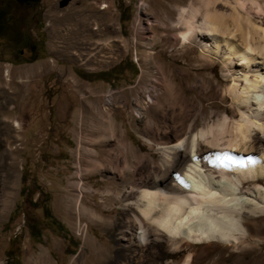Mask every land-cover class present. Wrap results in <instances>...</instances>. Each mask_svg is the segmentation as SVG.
Segmentation results:
<instances>
[{
	"label": "rangeland",
	"instance_id": "1",
	"mask_svg": "<svg viewBox=\"0 0 264 264\" xmlns=\"http://www.w3.org/2000/svg\"><path fill=\"white\" fill-rule=\"evenodd\" d=\"M189 1L54 4L41 24L48 54L31 63L0 62V207L6 208L0 264H25L42 247L54 264H69L72 257L95 264L84 245L87 234L110 253L104 264H128L117 229L138 210V190L161 173L160 147L224 112L238 113L228 86L232 78L240 82L262 71L255 66L260 60L241 68L235 65L241 61L223 62V48L213 54L181 43L166 18L176 19L169 9ZM244 2L242 13L264 19L256 4ZM215 8L232 10L224 2ZM254 136L253 149L262 150L264 135ZM259 185L264 188V179ZM254 188L244 183L241 193L249 198ZM71 198L105 214L110 225L68 210ZM244 219L248 235L236 243L172 248L161 238L130 264H181L188 253V264H264V213Z\"/></svg>",
	"mask_w": 264,
	"mask_h": 264
},
{
	"label": "bare ground",
	"instance_id": "2",
	"mask_svg": "<svg viewBox=\"0 0 264 264\" xmlns=\"http://www.w3.org/2000/svg\"><path fill=\"white\" fill-rule=\"evenodd\" d=\"M251 1L264 14V0ZM222 2L232 6L229 13L215 8ZM174 6L176 12L169 9L168 15L176 14V19L165 18L177 31L181 43L199 44L202 50L213 54L223 48V62L229 65L241 61L235 62L241 68L258 59L254 65H262L263 70L255 71L251 77L244 74L240 82L232 78L228 91L238 109L235 116L224 112L216 122L186 133L173 145L160 147L161 173H154L149 187L133 193L138 210L130 213L117 229L121 235L118 238L124 240L120 245L127 251L128 264L143 254L148 242L161 238L172 248H178L180 242L236 243L248 235L244 216L264 213V188L259 185V180L264 179V148L253 149L258 139L254 135H264V19H252L248 13H242L239 8L245 6L244 0H190L187 5ZM104 7L105 4L101 8ZM14 123L18 125L16 120ZM206 151L209 153L201 156ZM101 164L99 160L98 165ZM247 182H253L255 187L249 198L241 193ZM65 207L101 225H110L105 214L97 213L84 201L71 198ZM5 209L3 204L1 215ZM83 239L94 263L104 264L110 253L88 234ZM190 256L188 253L181 264H188ZM25 264L54 262L42 247ZM69 264L80 261L72 257Z\"/></svg>",
	"mask_w": 264,
	"mask_h": 264
},
{
	"label": "flooded vegetation",
	"instance_id": "3",
	"mask_svg": "<svg viewBox=\"0 0 264 264\" xmlns=\"http://www.w3.org/2000/svg\"><path fill=\"white\" fill-rule=\"evenodd\" d=\"M70 0H0V62L31 63L48 54L45 17Z\"/></svg>",
	"mask_w": 264,
	"mask_h": 264
},
{
	"label": "snow or ice",
	"instance_id": "4",
	"mask_svg": "<svg viewBox=\"0 0 264 264\" xmlns=\"http://www.w3.org/2000/svg\"><path fill=\"white\" fill-rule=\"evenodd\" d=\"M228 159H231V157H228L227 154H224Z\"/></svg>",
	"mask_w": 264,
	"mask_h": 264
},
{
	"label": "trees",
	"instance_id": "5",
	"mask_svg": "<svg viewBox=\"0 0 264 264\" xmlns=\"http://www.w3.org/2000/svg\"><path fill=\"white\" fill-rule=\"evenodd\" d=\"M7 257H8V255H7Z\"/></svg>",
	"mask_w": 264,
	"mask_h": 264
}]
</instances>
